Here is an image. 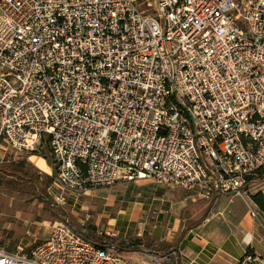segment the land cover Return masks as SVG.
I'll return each mask as SVG.
<instances>
[{"label":"built area","instance_id":"obj_1","mask_svg":"<svg viewBox=\"0 0 264 264\" xmlns=\"http://www.w3.org/2000/svg\"><path fill=\"white\" fill-rule=\"evenodd\" d=\"M0 136L20 159L48 142L62 209L144 180L242 196L264 172V0H0ZM42 236L0 264L162 261L63 221Z\"/></svg>","mask_w":264,"mask_h":264},{"label":"rangeland","instance_id":"obj_2","mask_svg":"<svg viewBox=\"0 0 264 264\" xmlns=\"http://www.w3.org/2000/svg\"><path fill=\"white\" fill-rule=\"evenodd\" d=\"M23 159L34 168L40 180L54 177L47 141L44 140L34 153L26 155ZM11 161L17 159H14L13 152L0 136V164ZM52 183L47 188L45 196L51 201L57 191ZM116 185L94 190L87 196L77 198L68 196L66 206L59 209L76 224L85 228L80 231L82 235L94 232L99 237L121 240L151 233L161 238L171 237V244L175 246L179 243L181 229L187 227L188 222L202 219L210 203V200H199L194 203L185 191L158 187L150 180ZM241 194L242 196L231 198L237 214L245 210L248 204L254 208L251 196L264 195V172L248 177ZM223 202L222 198L220 203ZM134 204H141L143 207L124 212V209H130ZM215 218V222L222 219L220 216ZM147 219L149 224L144 226ZM57 221L59 220L51 216L35 198L20 195L0 186V246L8 251L13 252L18 246L24 250L29 249L33 242L42 240V235H47L53 223ZM227 224L225 222V226L228 227ZM213 228L218 234L217 227ZM106 233L114 235L115 238L107 237ZM139 253L127 257L140 262L142 257Z\"/></svg>","mask_w":264,"mask_h":264},{"label":"crops","instance_id":"obj_3","mask_svg":"<svg viewBox=\"0 0 264 264\" xmlns=\"http://www.w3.org/2000/svg\"><path fill=\"white\" fill-rule=\"evenodd\" d=\"M14 159L20 158L14 156ZM121 184L127 183L118 185ZM232 197L235 196L220 197L208 219L188 222L187 227L181 229L179 243L171 250V256L177 264H264V214L254 204L257 219L250 217L248 209L252 207L249 204L237 214L236 207L232 206ZM222 198L224 202L221 204ZM141 207V204H134L132 208L124 209V212ZM219 216L222 219L215 222V217ZM148 224L147 219L144 226ZM213 227H217L218 234ZM138 235L172 245V238L168 236L161 238L151 233ZM248 251L251 253L248 254Z\"/></svg>","mask_w":264,"mask_h":264},{"label":"trees","instance_id":"obj_4","mask_svg":"<svg viewBox=\"0 0 264 264\" xmlns=\"http://www.w3.org/2000/svg\"><path fill=\"white\" fill-rule=\"evenodd\" d=\"M52 179L40 180L34 168L30 166L25 159L4 162L0 164V186H4L23 196H31L38 202L43 204V207L49 214L59 221L65 222L76 234L87 241L103 247V241L108 246L115 248L118 254L128 256L130 254L144 252L157 254L162 259V264H177L172 258L171 250L174 245L159 242L155 239L145 236H131L121 240H113L106 237H99L94 232L88 235H82V226L76 224L68 215L55 206L50 199H46L47 188L51 185ZM220 197H230V195H213L208 204L202 220L208 219L213 206L217 203ZM251 201L257 209L264 214V195L256 194L251 196ZM251 253L248 251V254Z\"/></svg>","mask_w":264,"mask_h":264}]
</instances>
